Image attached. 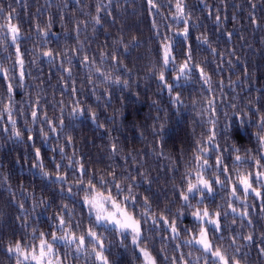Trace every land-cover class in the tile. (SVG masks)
Returning a JSON list of instances; mask_svg holds the SVG:
<instances>
[{
  "label": "trees",
  "instance_id": "trees-1",
  "mask_svg": "<svg viewBox=\"0 0 264 264\" xmlns=\"http://www.w3.org/2000/svg\"><path fill=\"white\" fill-rule=\"evenodd\" d=\"M176 2L0 0V68L7 70V77L0 72V264H16L15 254L7 251L9 243L39 244L40 232L60 235L56 224L61 215L77 235L92 226L94 216L82 199L84 186L73 183L80 177L74 170L76 161L87 171L85 180L100 187L103 176V187L112 189L120 200L131 186L136 201H129V207L141 219V246L152 251L158 264H172L164 257L179 258L181 252L199 256L198 245L184 243L197 231L198 222L180 193L189 180L195 182L196 156L202 147L210 149L203 155L211 165L203 175L215 189L204 204L210 212H227L220 218L219 232L213 234L208 226L214 244L228 248V254L241 264H264V189L261 197L249 192L245 198L234 170L235 164L241 172L264 171L252 160L256 157L264 164V146L256 135L264 117V0H183L189 16L187 38L174 35V29L185 26L183 20L173 18ZM8 24L20 28L15 44ZM201 36L207 37V44L197 39ZM169 40L175 66L185 59V45H191L193 63L205 69L211 87L196 69L187 80L173 79L174 65L165 68L162 61L163 44ZM17 46L24 61L22 80ZM48 50L53 51L52 58L43 55ZM161 69L165 81L159 79ZM9 83L12 92L7 90ZM166 84L173 85L172 92ZM177 94L181 103L174 99ZM9 104L22 139L13 135L5 111ZM75 107L84 114L73 115ZM33 110L38 113L35 122ZM89 110L95 112V119ZM50 125L57 131L52 132ZM41 129L48 132L47 140ZM213 132L214 143H209L207 137ZM35 148L41 149L46 171H57L54 165L59 164L58 170L67 172L66 183L46 178L33 167L38 162ZM217 155L227 172L215 164ZM236 155L243 160L236 162ZM216 175L228 186L216 184ZM115 183L125 189L123 194L116 192ZM233 184L241 199L230 195ZM145 197L150 215L163 213L169 222L175 221L178 239H172L163 221L153 225L140 216L146 208ZM191 203L200 206L195 198ZM229 204L239 212H232ZM244 211L247 216L240 214ZM97 231L106 245L112 241L105 249L111 264H142L130 237L124 247L111 228L105 231L98 226ZM249 234L250 241L245 239ZM221 236L223 240L218 239ZM60 249L63 256L69 253L68 264H99L93 257L72 254L73 248L62 245ZM186 259L191 262L190 257Z\"/></svg>",
  "mask_w": 264,
  "mask_h": 264
},
{
  "label": "snow or ice",
  "instance_id": "snow-or-ice-1",
  "mask_svg": "<svg viewBox=\"0 0 264 264\" xmlns=\"http://www.w3.org/2000/svg\"><path fill=\"white\" fill-rule=\"evenodd\" d=\"M153 0H149V4H152ZM155 7V5H153ZM176 11L174 14V19L178 22L180 20L184 21L185 26L179 30H173L174 35L182 36L187 38L189 36V27L188 19L189 16L185 14V8L183 4V0H177L175 5ZM3 10L0 9V12ZM10 18V15H9ZM219 19V17H217ZM96 23H99V18H95ZM8 31L11 33L12 42L15 44L16 41L19 39L20 36V28L15 24H8L7 25ZM47 35V32L44 33ZM197 39L201 40L202 43L207 44L208 40L206 36L197 37ZM17 54H18V63L20 65V79L24 78L23 72V59L19 58V47L17 46ZM43 55L52 58L54 53L52 50H48L43 53ZM185 59L179 66H175L176 57L173 55V44L171 40L163 44V55L162 61L165 68L172 63L174 65V71H176V75L173 77L174 80L180 81L181 78L187 80L192 72L193 69L199 71L200 76L203 78V83L209 85L211 87V78L209 77L208 73L205 71L203 67L199 64L193 63V55H192V48L191 45H185ZM85 60L88 58L85 56ZM69 74H71V70L67 69ZM99 71V69H97ZM0 72H3L4 76L7 77V70L0 68ZM159 79L161 81H165V71L164 69L159 70ZM119 83L120 81H115ZM127 83L126 81L124 82ZM169 92L173 91V85L166 84L165 85ZM8 92H12V84H8L7 88ZM175 101L177 103H181L179 94L175 96ZM209 105H212L213 100H208ZM5 111L8 114V118L11 121L13 127V135L17 138H23L22 133L19 130H16V121L12 119V110L11 105L9 104L6 106ZM91 113V118L95 119L96 114L94 111L89 110ZM72 114L79 116L84 114V110L75 107L72 109ZM37 111L33 110L31 112V116L33 118V122H35L37 118ZM0 118H2V113H0ZM45 119L47 120V114L45 113ZM61 125H63V120L60 121ZM51 131L56 132L57 128L51 126ZM31 131V129H29ZM41 136L47 140L48 132H45L43 129L40 130ZM214 135L213 132L207 137L209 143H214ZM257 137L261 142L262 146H264V117H261V132H258ZM29 140H32V136H28ZM71 141V137L67 138ZM210 151L207 147H202L199 149V153L196 156L198 161L197 167L195 169L196 176L195 182L191 180L187 183L186 190L180 193L184 205L188 208L193 209L191 211L192 217L198 222L197 231L186 238H184V243L192 246L198 245L199 249L201 250V254L196 256L193 252L189 251L187 253L181 252L179 258L176 256H165V260H170L172 264H177V260L179 259L180 264H241L240 260L235 257V255L228 254V248L224 247L220 243L213 242V238L210 236V229L209 225L212 226V232L217 233L221 230V222L220 218L222 215H227V212L221 213L219 210H213L210 212L209 207L204 204L205 199L208 195L214 193L215 189L213 187V181L206 179L203 175V171L206 167H211L209 164V160L206 158L205 155ZM236 152H239V149H235ZM61 154H63L64 149L60 148ZM35 156L38 158L37 164L33 165V167H38L40 169V174L46 178L54 179L55 182L66 183L68 180L67 172H60L58 169L60 168L59 164H55L54 167L57 169L55 172H48L44 169V162L41 157V149L35 148ZM243 158L240 155L235 156V161L240 162ZM252 160L255 163V167L257 169H264V164H261L260 159L256 157H252ZM78 165L75 168V171L80 173V177L73 181L75 186L80 187L81 185L84 186L82 191L84 195L82 197L83 202L88 206L89 215L94 216V223L92 226L88 227L86 231L82 232L81 234L77 235L75 231L72 230V225L69 223L68 220L64 218V216H59L58 222L56 224V228L60 231V235H57L55 232L52 233H44L40 232L39 237V244H30L28 246H24L21 242L17 241L15 243H9L7 247V251L9 253H14L16 257V264H65V260L68 258L69 253L65 252L64 256L60 255L59 249L56 246V242L59 241L64 244L65 247L73 248L76 253L83 254L84 256L93 257L95 261H98L99 264H111L108 255L105 254V249L112 244V241H109V244H105V240L102 237L101 233L97 231L98 226H104L105 231L109 228L116 233L119 237V243L121 246L126 247L125 240L129 237L131 238V243L139 249L142 264H158L157 257L153 255L152 251L145 246H141L142 244V225L141 219L137 218L135 211L131 210L129 207V201L132 204H135L136 197L132 192L131 186L127 188V193L123 195V199L120 200L118 195H114L113 190L107 187H103L106 184L105 178L103 176L100 177V187L97 186L96 183H93L91 179L85 180L83 177L87 175V171L80 161H76ZM215 164L217 166H222L223 171L227 172L228 168L223 163V159L221 156L217 155L215 157ZM71 166V163L70 165ZM234 170L236 171V181L239 186L243 188V192L245 194V198L249 192L254 193L256 197L262 196V189H264V171L257 170L255 172L252 171H245L241 172L239 168L235 167ZM113 175V180H115V175ZM190 175V173H189ZM215 175V173H214ZM215 183L220 184L224 187L228 185L225 181H222L219 178V175H216ZM255 185V186H254ZM114 188L118 194H123L125 189L121 187L120 183H115ZM63 190V189H62ZM67 191L71 193L72 188L68 187ZM230 195L236 197L237 199H241L238 195L237 185H231ZM195 198L197 199V206L191 203V200ZM145 205L146 208L144 211L140 213L141 217H144L146 221L148 219L151 220L153 225H158L160 221H163L165 225L168 226L170 229V233L172 235V239L179 238V231L176 226L175 221L169 222V219L166 215L161 213L159 216L150 215L149 211L147 210L150 208V204L148 203V198L145 197ZM23 207V205H21ZM63 208L67 209L68 205H62ZM231 208V211L234 213L239 212V209L232 207L231 204L228 205ZM177 212L180 214L182 213L181 209H177ZM243 216H247V211L240 213ZM235 223V221H233ZM79 227V224L76 225ZM34 232L36 230H33ZM187 231V229H186ZM47 237H50L47 238ZM90 238V239H89ZM219 240H223L224 237L221 236L218 238ZM233 243L235 242V237L231 238ZM247 240H252V235L249 234L245 237ZM90 244V247H86V245ZM179 245H177V251H179ZM231 247V245H229ZM160 251L163 253L165 249L161 248ZM264 252V249H261ZM235 252H239V247L235 249ZM207 254V255H206ZM186 257L191 258V262ZM69 264L71 262L69 261Z\"/></svg>",
  "mask_w": 264,
  "mask_h": 264
},
{
  "label": "rangeland",
  "instance_id": "rangeland-1",
  "mask_svg": "<svg viewBox=\"0 0 264 264\" xmlns=\"http://www.w3.org/2000/svg\"><path fill=\"white\" fill-rule=\"evenodd\" d=\"M209 226H210V225H209ZM62 245H64V244L61 243V242H59V241L56 242V246H57L58 249H59L60 255L63 257V253H62V251H61V249H60ZM74 253L77 254V255H80L79 253L72 252V254H74ZM84 257H85V256H84ZM65 264H68V263L65 261Z\"/></svg>",
  "mask_w": 264,
  "mask_h": 264
}]
</instances>
